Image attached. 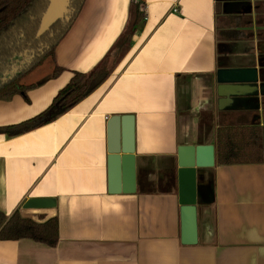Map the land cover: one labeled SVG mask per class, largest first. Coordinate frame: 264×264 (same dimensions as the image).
Masks as SVG:
<instances>
[{
    "label": "crops",
    "instance_id": "1",
    "mask_svg": "<svg viewBox=\"0 0 264 264\" xmlns=\"http://www.w3.org/2000/svg\"><path fill=\"white\" fill-rule=\"evenodd\" d=\"M131 2L85 0L48 73L38 74L47 58L22 78L26 94L0 97V127L35 117L74 72L91 71ZM142 5L131 49L92 94L51 123L0 133V211L10 218L29 199H54L59 223L53 247L0 240V264H264V162L216 159L196 169L195 186L178 163L184 144H214L217 155L221 126H264V0L227 12L216 0ZM56 66L64 70L52 77ZM223 68H256L258 81L221 84ZM127 115L136 190L111 193L109 123Z\"/></svg>",
    "mask_w": 264,
    "mask_h": 264
},
{
    "label": "trees",
    "instance_id": "2",
    "mask_svg": "<svg viewBox=\"0 0 264 264\" xmlns=\"http://www.w3.org/2000/svg\"><path fill=\"white\" fill-rule=\"evenodd\" d=\"M227 12L230 4L245 5L248 0H216ZM85 0H73L70 20H59L42 37L37 38L41 18L49 0H0V97L16 93L26 94L30 86L22 78L47 58L55 57V49L70 30ZM143 0H132L129 19L124 31L108 54L89 72H74L70 81L59 90L52 103L35 117L14 128L0 127V133L19 135L55 121L92 94L113 73L133 45L134 37L146 20L141 9ZM34 54L31 62L21 65L18 73L2 81L13 65L24 60L25 53ZM64 68L56 66L52 77L59 76ZM11 76V74L9 75ZM7 76V77H9ZM263 139L259 142L257 138ZM219 164H250L264 162V126L258 124L221 126L217 135ZM29 238L49 246L59 240L58 218L45 223L22 218L16 211L10 218L0 211V240Z\"/></svg>",
    "mask_w": 264,
    "mask_h": 264
},
{
    "label": "water",
    "instance_id": "3",
    "mask_svg": "<svg viewBox=\"0 0 264 264\" xmlns=\"http://www.w3.org/2000/svg\"><path fill=\"white\" fill-rule=\"evenodd\" d=\"M73 0H49L42 15L37 38L46 34L59 20H70ZM16 70V69H15ZM221 84H236L242 81L257 83L256 68H223L217 73ZM109 191L111 193H133L136 190V157L134 138V117L113 116L109 123ZM214 144H184L178 148V163L182 170L196 184V169L213 167L216 164ZM55 207L54 199L33 198L23 205L21 216L44 223L50 219ZM194 208V207H193ZM45 209L50 213L45 214Z\"/></svg>",
    "mask_w": 264,
    "mask_h": 264
},
{
    "label": "flooded vegetation",
    "instance_id": "4",
    "mask_svg": "<svg viewBox=\"0 0 264 264\" xmlns=\"http://www.w3.org/2000/svg\"><path fill=\"white\" fill-rule=\"evenodd\" d=\"M32 58H33V57H32V54L29 55L28 52H26V53H25L24 60H21V62H20L19 64H17V65H13L12 68H11V70H10V71H7V72L5 73L6 76H5L4 78H2V81H6L7 78H12V76H13L14 74L18 73V71H19L21 65L24 64L25 62H31ZM15 69H16V70H15ZM10 74H11V76H9ZM7 76H9V77H7Z\"/></svg>",
    "mask_w": 264,
    "mask_h": 264
},
{
    "label": "rangeland",
    "instance_id": "5",
    "mask_svg": "<svg viewBox=\"0 0 264 264\" xmlns=\"http://www.w3.org/2000/svg\"><path fill=\"white\" fill-rule=\"evenodd\" d=\"M51 65H52V59L48 58L46 60V63L44 65V67H42L41 71H38L39 72L38 74H46V73H48V70L50 69Z\"/></svg>",
    "mask_w": 264,
    "mask_h": 264
},
{
    "label": "built area",
    "instance_id": "6",
    "mask_svg": "<svg viewBox=\"0 0 264 264\" xmlns=\"http://www.w3.org/2000/svg\"><path fill=\"white\" fill-rule=\"evenodd\" d=\"M141 9L145 11V9H144L143 5L141 6ZM175 11H177V8H175Z\"/></svg>",
    "mask_w": 264,
    "mask_h": 264
}]
</instances>
